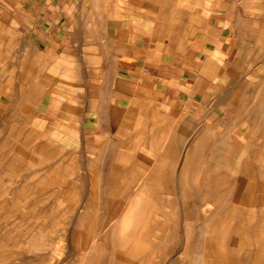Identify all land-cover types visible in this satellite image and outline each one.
<instances>
[{
  "label": "crops",
  "instance_id": "0c3cea01",
  "mask_svg": "<svg viewBox=\"0 0 264 264\" xmlns=\"http://www.w3.org/2000/svg\"><path fill=\"white\" fill-rule=\"evenodd\" d=\"M243 98L264 115V0H0V112L105 170L175 161Z\"/></svg>",
  "mask_w": 264,
  "mask_h": 264
},
{
  "label": "rangeland",
  "instance_id": "374dc122",
  "mask_svg": "<svg viewBox=\"0 0 264 264\" xmlns=\"http://www.w3.org/2000/svg\"><path fill=\"white\" fill-rule=\"evenodd\" d=\"M239 102L204 145L134 172L0 112V264H264V115Z\"/></svg>",
  "mask_w": 264,
  "mask_h": 264
},
{
  "label": "bare ground",
  "instance_id": "6f19581e",
  "mask_svg": "<svg viewBox=\"0 0 264 264\" xmlns=\"http://www.w3.org/2000/svg\"><path fill=\"white\" fill-rule=\"evenodd\" d=\"M179 234V233H178ZM88 253V252H87Z\"/></svg>",
  "mask_w": 264,
  "mask_h": 264
}]
</instances>
